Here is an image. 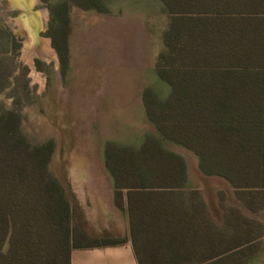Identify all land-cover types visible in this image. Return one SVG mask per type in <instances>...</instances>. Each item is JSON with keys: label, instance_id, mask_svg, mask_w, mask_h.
Masks as SVG:
<instances>
[{"label": "trees", "instance_id": "1", "mask_svg": "<svg viewBox=\"0 0 264 264\" xmlns=\"http://www.w3.org/2000/svg\"><path fill=\"white\" fill-rule=\"evenodd\" d=\"M74 1L103 10V0ZM150 1L167 16L156 71L170 92L144 94L156 137L139 147L107 144L115 201L122 206L126 191L135 246L139 236L155 240L176 231L179 217L196 216V230L214 236L222 263L228 229L247 243L264 232V0ZM69 5L60 0L51 8L49 32L63 63ZM17 47L0 24V92L13 84ZM24 76L15 77L13 106L0 102V264H71L75 248L114 241L83 232L79 209L51 167L54 142L24 130L22 101L31 94ZM165 143L195 153L204 173L229 181L232 198L219 195L221 220L204 222L214 214L201 190L186 186L185 157Z\"/></svg>", "mask_w": 264, "mask_h": 264}, {"label": "rangeland", "instance_id": "2", "mask_svg": "<svg viewBox=\"0 0 264 264\" xmlns=\"http://www.w3.org/2000/svg\"><path fill=\"white\" fill-rule=\"evenodd\" d=\"M58 1L0 0V24L18 44L13 84L0 92V102L13 106L15 77L25 71L31 94L22 101L24 130L37 141L54 142L51 167L94 231L109 217L106 205L114 185L107 144L139 147L158 135L144 94L170 92L156 71L167 16L150 0H103V10L83 9L69 0V57L63 63L49 32L51 8ZM43 42L46 55L38 53ZM165 144L185 157L186 186L201 190L219 216V195L232 198L229 181L204 173L195 153Z\"/></svg>", "mask_w": 264, "mask_h": 264}, {"label": "crops", "instance_id": "3", "mask_svg": "<svg viewBox=\"0 0 264 264\" xmlns=\"http://www.w3.org/2000/svg\"><path fill=\"white\" fill-rule=\"evenodd\" d=\"M124 196L123 205H117L114 183L111 197L107 207L105 206L109 217L94 231L86 226L79 208L83 232L91 238L110 239L114 243L75 248L71 253V264H141L139 254L144 264H264V232L247 243L241 231L228 229L223 262L220 263L216 257L214 236H209L207 232L205 237L196 230L194 224L200 222L196 216L179 217L175 220L178 224L176 231L168 232L155 240L146 235L139 236L135 246L126 191ZM216 220H221V216H210L204 222ZM235 235L240 238L233 237Z\"/></svg>", "mask_w": 264, "mask_h": 264}, {"label": "bare ground", "instance_id": "4", "mask_svg": "<svg viewBox=\"0 0 264 264\" xmlns=\"http://www.w3.org/2000/svg\"><path fill=\"white\" fill-rule=\"evenodd\" d=\"M17 1H20V2H22V3H23V1H25V3H27V2H31V3H33L34 0H17ZM49 46H50V45H49ZM46 47H47V45L43 42L42 47H39V48H38V53L41 54V55H46V54H48V51L46 50V49H48V48H46ZM49 48H50V47H49Z\"/></svg>", "mask_w": 264, "mask_h": 264}, {"label": "water", "instance_id": "5", "mask_svg": "<svg viewBox=\"0 0 264 264\" xmlns=\"http://www.w3.org/2000/svg\"><path fill=\"white\" fill-rule=\"evenodd\" d=\"M25 49H26V51H27V50H29V47H28V45H27V47H26ZM31 64H32V66H34V64H33V63H31Z\"/></svg>", "mask_w": 264, "mask_h": 264}]
</instances>
